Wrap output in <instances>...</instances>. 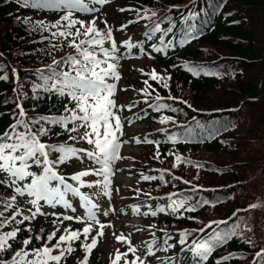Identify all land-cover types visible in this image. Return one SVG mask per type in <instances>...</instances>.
Segmentation results:
<instances>
[{"label":"trees","instance_id":"obj_1","mask_svg":"<svg viewBox=\"0 0 264 264\" xmlns=\"http://www.w3.org/2000/svg\"><path fill=\"white\" fill-rule=\"evenodd\" d=\"M121 8L125 11H120ZM103 9L106 14L101 12L102 20L108 22L114 16L112 24L118 25L116 37L131 29L140 31L135 43L137 48H131V53H137L140 48V58L146 52L151 55L143 67L134 63L139 58H130L129 66H134L132 72L136 76L132 79L134 86L129 82L125 92H132L127 97L134 107L124 114L138 119L144 137L159 142L158 149L155 144H148L144 154L134 157L136 168L140 174L159 176L163 173L167 183L159 179L141 180L137 183L138 193L151 198V208L166 205L171 193L192 196L191 203L210 202L194 212H184L183 217L158 213L150 220L157 229L166 232V239L171 236L168 243L175 245L167 251L162 245L163 257L172 256L179 258L182 264H193L191 252L187 248L181 250L178 242L181 233H192L187 238L191 243L206 234L195 230L237 213L234 220L242 236L218 247L205 264H216L229 253L236 258L224 264H250L252 254L264 248V0H112ZM136 10L147 12L150 18L138 19ZM152 11L157 13L156 17H151ZM61 15L47 9L23 7L17 0H0V64L4 65L0 76H8V80H0V133L14 121L17 93L13 90L21 85L29 96L24 101L29 115L59 114L67 103L66 98L49 97L44 92L38 99L31 98L33 84L41 83L38 70L73 51L66 47L52 49L44 39L49 33L39 26L33 27L37 21L55 23ZM91 18L89 15L82 19ZM26 19L28 23H24ZM154 21L159 23L158 32L152 31ZM97 23L99 28H104L102 22ZM125 24L127 28L120 31V26ZM189 33L195 38L186 39ZM168 44L171 46L163 52L155 51ZM192 66L202 69L199 75L189 71ZM13 68L17 70L18 80ZM153 69L158 73L157 81L145 74ZM145 79L151 85L149 91L153 97L157 94L176 97V100L163 99L160 103L169 104L177 111L157 112L149 108L143 102L145 95L139 91L147 88ZM189 104L192 107H188ZM167 116L173 120L161 124L160 119ZM58 131H61L59 127H53V133ZM66 135L45 139L56 143L66 139ZM177 155L181 156V161L175 159ZM189 160L191 164L186 162ZM75 163L73 160L62 166L63 173L70 175L69 169ZM196 186L200 190L192 192ZM0 194H6L5 190L0 189ZM252 204H257V208L245 211ZM34 226L37 232L44 227L47 235L52 231L51 218L39 217ZM72 228L82 229V225L72 223ZM27 235L23 232L20 238ZM80 240L75 242L77 250L68 257L67 264H80L83 258ZM35 243L39 246V242ZM97 253V250L92 251L90 262L104 264L100 263ZM241 257L247 259H239ZM5 258H10V253Z\"/></svg>","mask_w":264,"mask_h":264},{"label":"snow or ice","instance_id":"obj_2","mask_svg":"<svg viewBox=\"0 0 264 264\" xmlns=\"http://www.w3.org/2000/svg\"><path fill=\"white\" fill-rule=\"evenodd\" d=\"M17 3L23 7L62 13L55 23L45 24L43 21H37L33 27L39 26L49 33L44 39L49 41L52 49L66 47L73 51L59 59H53L51 65L38 70L41 83L33 84L32 87V99H38L41 92L49 94V97L66 98L67 103L63 104V110L59 114L29 115L24 107V101L29 98L28 93L23 90L22 85L13 90L17 93L13 110L14 121L3 133H0V189L6 192L0 194V264H67L68 257L77 250L74 247L75 242L81 237H83L81 248L84 256L80 264H89V256L97 247L99 240L105 237V230L113 228L111 221L103 222L99 217L101 215L108 217L115 210L111 207L102 209L95 197L103 196L111 199L113 191L111 178L119 171L115 168V162L125 159L120 155V151L123 145L130 143L121 139L124 135L125 119L120 113L125 108L131 110L134 104H118L116 94L121 80L120 61L125 58L121 53V47L131 49L136 45L130 39L118 44L113 36L112 26L101 19L103 6L111 4L112 0H17ZM120 11L125 9L121 8ZM136 11L138 19L150 18L147 12ZM77 13L90 14L92 18L84 20ZM156 16L157 13L152 11L151 17ZM98 21L104 24L103 29L98 27ZM24 23H28V20H24ZM125 28H127L126 24L121 25L119 30L123 31ZM152 31H160L159 23L153 22ZM192 38L195 37L191 33L186 35V39ZM170 46L171 44H168L163 48H156L155 51L163 52ZM3 67L4 65L0 64V69ZM12 71L18 80L17 70L13 68ZM189 71L199 75L202 69L192 66ZM145 74L153 81H157L158 73L155 69ZM0 80H8L7 74L0 76ZM144 84L147 88L139 91L145 95L143 102L148 104L149 108L157 112L163 109L177 111L169 104L160 103L163 99L176 100V97L169 95L165 98L159 94L153 97L147 79L144 80ZM119 90L127 91V89ZM188 107L192 106L189 104ZM172 120L171 116L162 117L160 123L164 124ZM53 127H59L61 131L53 133ZM63 134H67L66 139L60 142L53 143L45 139L52 135L59 137ZM168 138L175 139L172 136ZM81 142L89 147H78ZM132 142L155 144L157 149L159 147V142L147 137L133 138ZM54 154L58 155L54 156ZM169 155L174 154L169 153ZM85 158L94 167L71 175L63 173L62 166L73 160L83 162ZM175 159L182 160L179 155L175 156ZM186 162L192 163L190 160ZM176 166L174 163L173 168ZM88 177H96V179L89 180ZM139 178L143 181L157 179L165 181L163 173L159 176L141 173ZM184 183L189 182L184 181ZM83 189H96V192L89 194ZM199 190L198 186L191 189L192 192ZM173 197L181 198L173 199ZM74 199L79 200V207L84 210L83 215L76 214ZM192 199V196L171 193L167 196L168 203L164 206L153 210L149 205L148 211L141 212V205H136L132 211L137 216L155 217L158 213H168L183 217L184 212H194L202 205L210 203L203 200L191 203ZM257 206L252 204L245 211L254 210ZM45 208L51 211H45ZM39 217L45 220L51 218L52 231L47 235L44 227H40L38 232L35 230L34 222ZM236 217L237 213H234L233 217L211 221L195 230L206 234L203 238L193 239L191 243L187 238L192 233H181L178 241L182 246L181 250L187 248L191 252L193 264H205L218 247L234 237L242 236L240 226L234 220ZM229 221L233 223L230 224ZM65 222H68L66 226ZM72 223H80L84 226L82 229H73ZM213 225L216 227L213 228ZM221 225L225 227L221 228ZM149 229L153 230L151 231L153 239L150 242L142 241L140 245L132 243V233L112 232L111 235L116 242L126 245L127 250L121 252L117 248L114 255H110V264H121V262L151 264L150 258L161 249L157 247L155 225H150ZM206 229L211 231L206 232ZM94 231L96 234L91 235ZM135 231L140 232L144 229L136 228ZM23 232H27L28 235L21 239ZM89 238L90 242H88ZM169 239L172 237L168 236L163 241L165 251L175 247L168 243ZM35 242H39V246ZM246 242L254 247L250 239L246 238ZM17 244L20 246L16 247ZM9 253L10 258H5ZM129 255L131 259H128ZM234 258H236L235 254L229 253L218 259L216 264H224ZM239 259H247V257ZM161 264L164 262L162 261ZM250 264H264V248L252 254Z\"/></svg>","mask_w":264,"mask_h":264},{"label":"rangeland","instance_id":"obj_3","mask_svg":"<svg viewBox=\"0 0 264 264\" xmlns=\"http://www.w3.org/2000/svg\"><path fill=\"white\" fill-rule=\"evenodd\" d=\"M102 13H105V10L103 9L102 10ZM104 14V15H105ZM78 16H81L80 14H78ZM82 17V16H81ZM114 22V16L113 18H109L108 19V23L109 25H111L113 28H114V34L115 36L117 35L118 31V25H113L112 23ZM116 31V32H115ZM139 30H135V29H131L127 35H125L123 32H121L118 36H117V39H119V41H117L118 43L121 42V41H124L126 39H130L132 42H134L137 38L136 36L134 35L135 33H138ZM125 35V36H123ZM106 46H108L106 44ZM124 48V47H123ZM127 49V48H125ZM122 54L124 55V59H122L120 61V68H119V71L121 73V80L119 81L118 83V91H117V94L116 96L118 95V92L120 91L119 89L122 87V86H125V87H122V89H129L128 87V83L131 82L132 84V87L134 86V83L132 81V79H134V76H136V73L132 72L133 70V67L134 66H129V54L127 51H123ZM149 54H145V58H141L138 60V62H134L137 66L139 67H143L145 62L146 61H149L147 60L149 58ZM148 63V62H147ZM121 86V87H120ZM132 92H129V93H126L124 91V94L121 93L120 94V102L118 104H121L122 103H127L128 100L130 99L129 97H127L126 95L130 94L131 95ZM129 123V121H128ZM137 127V124H134V127ZM123 133L124 135L121 137V139L123 140H128L130 141V143L126 144V145H123L122 148H121V152H125V153H128V152H131L133 154H139V152L141 151V147H138V145L133 141V138H135V131L134 129H130V128H123ZM137 138V137H136ZM82 145V147H89L87 144L81 142L80 143ZM135 144V145H133ZM133 145V146H131ZM128 163V161L125 159H120V160H117L115 162V168L116 169H119V171H117L115 173V175L111 178V187L113 189L112 191V195H111V199L109 198H106V197H103V196H99V197H95L97 200H98V203L100 205V207L102 209H108L109 207L112 208V203H116V200H117V197L118 195L122 192H120L121 190V186H120V183L121 184H125V183H128L129 180L130 181H134V180H131L130 178L132 177V172H128V170H126L125 168H120V165H123V164H126ZM80 167L81 168H89V167H92V164L85 158V160L83 162H81L80 164ZM116 189H119V191H116ZM122 190H124V188H122ZM96 192V190H92V193ZM103 206H107V207H103ZM134 215H131L130 218L132 219ZM116 222H124V223H128V220H125L124 218H121L120 220H115ZM118 227L120 229H123L125 228L126 226L122 225V224H118ZM135 230V229H134ZM106 232V235L104 237V240H103V247L101 246L102 248V251H103V255L104 257L105 256H108V260H110V255H114L115 253V250L117 248L120 249L121 252H124L127 250V246L126 245H122V244H119L116 242L115 238L113 236L110 235L108 229L105 230ZM134 231H131L130 233H132V236H135V238H131L132 240V243L135 244V245H138L140 243H137L139 240L138 236L140 235V233H136V234H133ZM103 258V257H102ZM131 255H129L128 259H131ZM153 258H150L151 260V264H154V262L152 261ZM155 259V258H154ZM156 260V259H155ZM122 264V262H121Z\"/></svg>","mask_w":264,"mask_h":264}]
</instances>
